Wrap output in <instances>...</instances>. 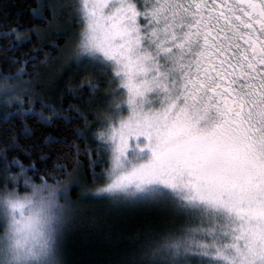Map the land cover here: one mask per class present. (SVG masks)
I'll return each instance as SVG.
<instances>
[{"label": "snow or ice", "instance_id": "snow-or-ice-1", "mask_svg": "<svg viewBox=\"0 0 264 264\" xmlns=\"http://www.w3.org/2000/svg\"><path fill=\"white\" fill-rule=\"evenodd\" d=\"M32 13L79 23L71 60L99 75L73 90L107 88L85 110L102 113L95 139L70 146L106 165L92 173L94 198L176 217L148 238L142 264H264V0H45ZM29 30L4 34H15L4 55L16 71L0 73V119H78L33 100L35 68L7 55ZM50 159H3L0 264H63L77 168Z\"/></svg>", "mask_w": 264, "mask_h": 264}, {"label": "trees", "instance_id": "trees-1", "mask_svg": "<svg viewBox=\"0 0 264 264\" xmlns=\"http://www.w3.org/2000/svg\"><path fill=\"white\" fill-rule=\"evenodd\" d=\"M44 3L45 0H0V73L16 71L12 67V60H6L4 55L15 34L13 37L4 34L14 26H20L21 35L25 34V29H31L26 33L31 42H17L20 46L12 48L7 55L28 60L29 71L35 68L32 77L35 88L33 100L54 106L61 115L79 114V118L70 121L56 119L51 123L42 122L35 116H17L8 121L0 119V172L3 171L5 157L8 160L16 157L25 166L33 162L42 166L39 158L50 156L47 163L61 162L68 165L69 169L76 166L73 180H78L79 187L84 184L94 189L102 181L93 179L92 173L101 172L106 165L94 168L88 157L83 154L76 156L70 146L79 142L78 133L81 136L87 134L89 141L94 140V125L102 113L89 114L85 110L89 108L88 99L105 95L107 88L94 91L85 88L83 92L73 90L74 86L86 83L89 74L97 76L99 73L79 69L68 60L66 53L74 29L79 28V24L67 16L49 21L35 17L32 9H40ZM56 21L71 24L72 28L65 30L69 35H63L65 31H58L54 27ZM36 28L39 29V35L36 34ZM46 53L50 55L46 57ZM31 57L36 59L32 60ZM50 78L51 84L48 81ZM42 103H36L35 109L37 112L43 110L48 115L47 109H42ZM3 110L0 105V113ZM80 189L76 185L70 189V201L75 211L60 241L63 264H142L141 252L143 245L149 242L148 238L176 219L174 214L156 208L116 204L106 198L87 196L81 194Z\"/></svg>", "mask_w": 264, "mask_h": 264}, {"label": "rangeland", "instance_id": "rangeland-1", "mask_svg": "<svg viewBox=\"0 0 264 264\" xmlns=\"http://www.w3.org/2000/svg\"><path fill=\"white\" fill-rule=\"evenodd\" d=\"M77 24H79V23H77ZM54 27L58 31H65V30H68V29L72 28L71 27V24H68L67 25V24L62 23V22H59V21H56L54 23ZM81 28H82V26L79 24V28L74 29L73 39H72V41L70 43L71 45L69 46L68 53H66V54H68V57H69L68 60H71V51H70V49L73 48L75 46L76 42L78 41V39H79V33L81 31ZM72 62L73 61L71 60V63ZM73 63H75V62H73ZM75 65H77L76 67H78L79 69H86L88 72H92L91 69L88 68L85 64H76L75 63ZM48 81H49V84H51L52 83V78H50ZM96 130H97V128L95 127L94 130H93V134H92V136L94 137V139H95V132H96ZM73 185L78 186L79 189L81 188L80 189L81 190V194L83 193V194H85L87 196L96 197L95 188L94 189H90L87 186H85L84 184H81V187H79L78 180L77 179H74L73 182L69 185L68 191L65 194L67 196L68 200H70V197H71L70 196V189L72 188ZM116 204H118V203H116Z\"/></svg>", "mask_w": 264, "mask_h": 264}]
</instances>
